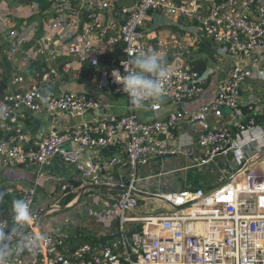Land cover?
I'll return each instance as SVG.
<instances>
[{
    "label": "built area",
    "instance_id": "1",
    "mask_svg": "<svg viewBox=\"0 0 264 264\" xmlns=\"http://www.w3.org/2000/svg\"><path fill=\"white\" fill-rule=\"evenodd\" d=\"M10 1L21 0L0 3L7 7ZM41 1L31 0V11L20 17L22 22L10 20L0 6L6 59L14 60L26 47L35 55L48 51L52 58L67 52L93 67L108 63L103 72L105 85L125 97L116 77L122 79L133 67L129 61L135 54L156 51V45L166 43L159 35L160 26L176 25L192 41L188 46L212 42L220 57H255L264 52V0H131L124 5L118 2L130 0H47L57 7L41 21L48 25L42 30L40 21L33 20L42 16ZM167 65L170 77L164 83L165 95L159 102H145L153 111L170 102L198 98L213 74L184 64ZM71 69L67 61L60 71L53 66L43 69L40 80L27 81L23 74L13 77L11 89L0 102V167L50 165L60 156L80 175L79 183L59 180L62 195L86 191L88 186L117 190L115 204L97 213L101 220H117V231L105 244L83 243L74 249L66 244L70 234H44L46 239L37 250L9 258V264H264V169L250 165L241 150L243 144L238 143L247 132L264 126V101H240V87L247 77L244 66L230 64L214 98L196 109H178L165 117L143 120L130 104L126 114L85 120L65 131H43L40 138L30 140L20 126L27 111L81 117L101 107L88 93L58 92L42 85L52 78L61 79ZM18 86L22 87L17 90ZM224 108L230 110L231 125L223 121L212 125L209 114L222 117ZM182 123L200 126L196 142L201 150L177 141ZM261 131L247 142L264 138V127ZM120 134L127 137L122 157L81 159L80 150L106 146ZM233 150H237L240 166L224 184L210 190L158 192L152 196L163 203L159 211L136 213L141 198L148 194L137 186L140 166L173 155L205 164ZM118 165L127 168L124 181L116 178ZM20 194L32 212L26 226L37 225L49 209L35 207L34 188L25 187ZM5 224H9L7 219L0 221ZM21 233L22 228L15 236Z\"/></svg>",
    "mask_w": 264,
    "mask_h": 264
},
{
    "label": "crops",
    "instance_id": "2",
    "mask_svg": "<svg viewBox=\"0 0 264 264\" xmlns=\"http://www.w3.org/2000/svg\"><path fill=\"white\" fill-rule=\"evenodd\" d=\"M40 5L42 6V16L40 19L35 16L33 20L40 21L42 30L48 28V25L41 21L52 16V13L56 11L57 5L56 2H47V0H42ZM0 6L3 7L4 15L10 20L12 18L22 22L23 19L20 17L28 16L31 11V0L27 2L23 0L20 2L10 1L7 7H5L4 2H1ZM159 35L166 43L163 46H155L158 53L162 50L160 47H167L168 44L174 48L182 45V42L180 43L179 41L180 38H187L183 42L184 46L192 43L189 37L184 35L177 27L176 29H159ZM181 35L184 37H181ZM1 40L4 39L1 38ZM206 45L211 48L212 52L215 51L214 45ZM194 48L196 50L194 56L189 57L181 53V50H174L173 53L179 51V55H170V57H174L175 63H182L191 67H193L191 65L193 61H207V69H211L213 74L210 84L204 93L192 100L164 104L158 111H153L147 106L134 108L139 118L151 120L156 117H165L170 112L178 109H196L202 104L211 101L216 95L218 85L225 79L226 71L230 64L235 62L243 65L247 72V77L240 87V101L242 103L254 102L256 104L264 101V52L255 57L240 58L238 56L220 57L215 51L217 57H215V60V58H212L213 55L209 57V50H201L199 45ZM6 50L7 48L0 46V72L5 73L4 78L0 79V83L4 85L3 95L11 89V80L15 75L23 74L27 81L31 79L40 80L42 71L46 67L53 66L60 71L65 62L71 61L72 69L61 79L52 78L42 85L49 90L58 92L64 90L85 92L101 102L99 109L90 110L85 116L81 117L71 116L63 112L49 114L27 111L26 116L20 122V126L30 140L40 138L43 131H65L85 120L103 119L112 114H126L130 111L129 99L123 95L114 94L105 85L103 72L108 67V63H104L100 67H93L88 62H79L77 58L67 52H60L52 58L48 51L39 52L35 55L26 47L24 49V51L26 50L25 52H21L14 60L8 61L5 57ZM166 60L169 62L168 58ZM100 85H103V87L100 88ZM21 87L18 86L17 90ZM209 119L212 125L220 121H223L226 125H231L232 122L228 111H224L222 117L209 114ZM263 127L258 125L238 141L239 144H243L241 150L246 158L249 159L248 163L261 169H264V138H259L255 142L247 141L251 137L262 134L261 130ZM200 130V126L197 124L182 123L177 141H185V144L201 150L196 142ZM126 138L125 134H120L106 146L80 150V157L81 159L98 158L102 161H107L112 157H122L126 151ZM236 155L237 150L228 151L218 154L205 164H196L191 157L184 155L157 158L138 168L139 180L137 181V186L148 192L146 199L155 200L157 199L152 195L158 192H176L186 188L194 189L197 187L210 190L224 184L229 174L239 168L240 162ZM127 173V168H123L120 165L115 169L116 178L119 181H124L127 178ZM60 179L79 183L80 175L73 164L64 161L58 155L54 157L50 165L30 164L28 166L0 167V185L8 186L9 191L18 196H20L21 189L32 187L35 189V207L45 206L49 209V211L43 213L37 225L22 227V233L18 237L28 232L54 235L67 233L70 235L80 234L95 237L97 242L94 245L107 243L112 234L117 231L118 221L115 219L101 220L98 218L97 213L115 204L117 190H108L100 186H88L86 191L72 192L64 196L60 192ZM61 199H65L63 202L65 210L61 208ZM64 212L69 213L71 216L65 217L63 215ZM11 217L12 213L7 217L9 225L11 224ZM22 254L23 252H20L10 258H18Z\"/></svg>",
    "mask_w": 264,
    "mask_h": 264
},
{
    "label": "clouds",
    "instance_id": "3",
    "mask_svg": "<svg viewBox=\"0 0 264 264\" xmlns=\"http://www.w3.org/2000/svg\"><path fill=\"white\" fill-rule=\"evenodd\" d=\"M129 63L133 67L126 71L122 79H116L131 106L143 108L146 101L159 102L165 95L164 83L170 77L166 55L155 50L141 51ZM4 195L0 192V200H3ZM11 211V224L0 225V264H9V258L20 252L37 250L46 239L43 233L15 236L20 228L32 220V212L26 200L14 199ZM6 228H10V231L6 232Z\"/></svg>",
    "mask_w": 264,
    "mask_h": 264
},
{
    "label": "rangeland",
    "instance_id": "4",
    "mask_svg": "<svg viewBox=\"0 0 264 264\" xmlns=\"http://www.w3.org/2000/svg\"><path fill=\"white\" fill-rule=\"evenodd\" d=\"M170 21H171V19H170ZM181 37H184V36L181 35ZM186 40H187V38L185 39V37L184 38H180L179 41H180V43L182 42L181 43L182 45H178L176 48H174L170 44H168L167 47L166 46L163 47V48L160 47V49H162V50H160L159 53H163V54L166 55V59L168 58V61L170 62V65H177L178 63H175L174 60H173L174 57L173 56L170 57V55H175V56L179 55L178 54L179 51H177V53L176 52L173 53L174 50H181V53H184L186 56H189V57L194 56L196 54V50H194L195 49L194 47L197 46V45L194 44V45H191V46H184L183 42H185ZM0 46L2 48H5V49L8 48V45L4 42V40H1V38H0ZM209 53H210L209 57H211L212 55H213V57H212L213 59L216 57V55H215L216 52L215 51L214 52H209ZM216 58H215V60H216ZM4 76H5V73L4 72H0V79H3ZM3 88H4V85H2L0 83V102L2 101V99L4 97V95H3L4 94V92H3L4 89ZM182 143H186V142L182 141ZM64 200L65 199H61V208H63V210H65L64 204H63ZM142 202H143V204H142ZM58 203L60 204V202H58ZM162 205H163V203H161V201H157L155 199H150V198L149 199L141 198V201H140V204H139V206H138V208L136 210V213H138V214L156 213L157 211H159L158 208H160V206H162ZM63 215L66 217V216H68L70 214L67 213V212H64Z\"/></svg>",
    "mask_w": 264,
    "mask_h": 264
},
{
    "label": "trees",
    "instance_id": "5",
    "mask_svg": "<svg viewBox=\"0 0 264 264\" xmlns=\"http://www.w3.org/2000/svg\"><path fill=\"white\" fill-rule=\"evenodd\" d=\"M176 27L177 26L174 24H168L166 26H160L159 29H164V28L176 29ZM206 44L214 45L212 42L205 41V42L201 43V45H200L201 50L207 49L210 52H212L211 48ZM215 51H216V48H215ZM191 65L193 66V68H195L201 72L207 70V61H205V60L193 61L191 63ZM0 192L5 193L3 200H0V221H2L4 219H7V217L12 213V211H11L12 201L14 199L21 198V194H19L20 196H18L16 194H12L9 191V187L3 186V185H0ZM88 242L91 244H95L97 242V239L95 237H91V236L76 234V235H71L66 240V244L68 245V247L70 246L69 247L70 249H74L76 246L83 244V243H88Z\"/></svg>",
    "mask_w": 264,
    "mask_h": 264
},
{
    "label": "water",
    "instance_id": "6",
    "mask_svg": "<svg viewBox=\"0 0 264 264\" xmlns=\"http://www.w3.org/2000/svg\"><path fill=\"white\" fill-rule=\"evenodd\" d=\"M24 2H27V1H29V0H23ZM129 3H131V0H130V2H124V1H119L118 2V5H124V4H129ZM226 112V111H228L229 113H230V110L229 109H227V108H224V110H223V112ZM161 138H164V136H160Z\"/></svg>",
    "mask_w": 264,
    "mask_h": 264
}]
</instances>
